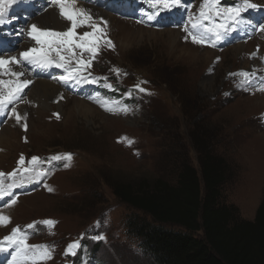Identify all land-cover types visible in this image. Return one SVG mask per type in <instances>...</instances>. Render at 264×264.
I'll list each match as a JSON object with an SVG mask.
<instances>
[{
  "label": "rangeland",
  "instance_id": "obj_1",
  "mask_svg": "<svg viewBox=\"0 0 264 264\" xmlns=\"http://www.w3.org/2000/svg\"><path fill=\"white\" fill-rule=\"evenodd\" d=\"M104 1L77 0L83 7L102 9L114 18L107 22V37L114 49L102 44L90 69L92 77H107L100 90L96 88L99 81L68 86L53 79L64 74L62 69L11 65L12 70L20 68L24 72L21 80L47 79L71 96V101L81 99L95 108L89 115L79 114L76 108L77 114L65 122L59 107L51 112V108L37 104L43 105V102L30 84L22 93L23 102L16 104L17 108L25 106L28 110L27 131L22 127L23 121L17 124L14 118L0 115V132L7 127L3 136L10 142L0 154V172L16 169L21 155L26 165L36 156L45 161L42 167L51 170L40 183L13 190L18 202L9 213L5 211L8 208H2L11 217V223L0 227V240L19 226L29 234V244L49 245L53 249L52 258L39 264H151L140 239L127 228L131 218L143 216L122 204L108 182L127 183L157 176L171 178L164 143L171 142L177 147L178 138L168 137L174 130L179 135V143L186 148V152L176 153L178 156L187 153L197 169L199 156L189 138L198 132L214 137L213 148L229 161L233 170V179L222 189L224 201L237 206L242 219L254 221L264 199V92L257 90L264 83V40L262 44L257 41L262 33L257 26L264 24V0H251L260 7L243 13L251 23L245 24L241 33L240 29L231 33L215 48L197 45L221 55L207 61L189 56L185 51L188 41L184 40L186 33L182 29L188 16L183 24L161 25L148 21L146 15L112 13L103 7ZM116 1H126L136 13L146 7L153 11L150 0ZM202 3L203 0H198L194 5L200 8ZM52 6L51 0H17L9 9L6 22L0 25V57L15 53L19 58L21 52L36 46L28 36L32 19ZM193 8L189 6L188 10ZM193 14H198L197 9ZM130 21L146 32L138 33L136 27L128 24ZM67 27L68 21L62 31ZM243 43H248L252 51L240 53L241 49L236 46ZM253 53H256L254 57ZM114 69H119L120 75ZM240 71L255 72L252 86H246L247 90L237 86L239 77L229 75ZM114 74L116 80L110 78ZM8 78L0 76V79ZM142 81L146 83L141 87L147 92L134 87ZM106 83L112 88L106 87ZM115 83L131 91L134 99L128 94L120 98L119 93H114L117 92ZM180 97L182 100L186 97L183 106L188 117ZM97 101H120L121 106L130 110L126 113L105 111ZM52 105L56 106L57 101ZM70 106L74 103L66 107L67 111L72 109ZM45 113H50V120L40 126L39 118ZM128 140L132 143L128 144ZM65 153L73 156L70 167L63 166L65 161L47 163L49 157ZM45 184L53 191H48ZM45 220L56 223L49 227L43 224ZM29 224L35 227L28 229ZM97 236L103 239H95ZM77 240L81 246L85 244L81 259V247L75 256L64 254L68 245ZM95 247L99 249L94 254L96 259L92 260ZM10 258L9 252L7 260L0 264H9Z\"/></svg>",
  "mask_w": 264,
  "mask_h": 264
},
{
  "label": "snow or ice",
  "instance_id": "obj_2",
  "mask_svg": "<svg viewBox=\"0 0 264 264\" xmlns=\"http://www.w3.org/2000/svg\"><path fill=\"white\" fill-rule=\"evenodd\" d=\"M17 0H0V25L6 22V15L11 6ZM51 3L58 7L62 19L69 22V27L65 31H54L41 29L37 25H30L28 36L35 41L36 46L27 49L16 56L7 59L0 57V76H8V79H0V115H6L8 118H14L17 124L27 131V114H21L16 107L18 101L23 102L22 93L32 81L21 80L24 72L12 70L11 65L31 66L40 69H49L52 67L62 69L63 75L53 77L61 83L72 86L85 83H97L100 79L107 80V77H92L90 69L93 61L98 57L102 44L114 49L113 42L107 37V21L102 17H95L91 10L79 7L77 0H51ZM150 6L153 11L147 14V20L151 21L161 16V13L171 12L173 9L181 6V0H150ZM260 6L251 0H242V2L233 7H220V0H203L198 14L189 11L188 22L184 24L183 31L186 33L184 40H191L196 45H207L215 48L217 44L225 40L231 33L239 30L240 26L250 24L243 13L250 9H258ZM143 23V21H137ZM85 29L83 31H78ZM258 31L264 33V24L257 26ZM87 55V58L85 56ZM256 53H253L254 57ZM219 59V58H217ZM119 75L120 70L114 69ZM230 76L239 77L238 87L245 88L252 86V80L255 72L240 71L229 73ZM90 77H92L90 79ZM142 81L134 87L140 92H147V89L141 87ZM112 88L111 84L105 85ZM264 92V83L257 88ZM151 95V93H148ZM131 95V92L128 93ZM91 98V97H89ZM101 103L105 111L109 112H128L127 106H121L120 101H97ZM57 119L59 115L57 114ZM127 139V138H124ZM128 144L132 141L128 140ZM73 156L71 153L57 154L48 158L47 163L54 161H65L64 167H70ZM45 163L40 157L33 156L29 161H25L23 155L17 162V168L10 173L0 172V227H6L11 223V217L4 214L2 208H11L17 202L18 198L14 194V189L22 188L26 184L40 183L47 177L50 169L42 167ZM9 181V182H6ZM48 191H53L51 187L45 184ZM5 197L10 199L5 200ZM55 221L45 220L43 224L54 227ZM99 226V222H97ZM35 224H29L28 229H33ZM83 238V237H81ZM103 239L102 236L94 237ZM29 234L20 229L19 226L12 229L9 235L0 240V252L11 250V261L9 264H39L52 258L53 249L49 245L29 244ZM81 247L80 241H74L69 244L65 250V255H76V250Z\"/></svg>",
  "mask_w": 264,
  "mask_h": 264
},
{
  "label": "trees",
  "instance_id": "obj_3",
  "mask_svg": "<svg viewBox=\"0 0 264 264\" xmlns=\"http://www.w3.org/2000/svg\"><path fill=\"white\" fill-rule=\"evenodd\" d=\"M185 98L180 97L184 114ZM175 132L168 137L178 138L177 147L164 143L171 178L108 182L122 204L143 216L128 221L130 233L140 239L151 264H264V199L254 221L242 219L239 208L224 201L222 189L233 170L213 148L214 137L198 132L189 138L199 156L197 169L187 153L178 156L186 148Z\"/></svg>",
  "mask_w": 264,
  "mask_h": 264
},
{
  "label": "bare ground",
  "instance_id": "obj_4",
  "mask_svg": "<svg viewBox=\"0 0 264 264\" xmlns=\"http://www.w3.org/2000/svg\"><path fill=\"white\" fill-rule=\"evenodd\" d=\"M123 2L124 1L116 2V4L117 3H123ZM77 4L79 7H83L80 5V3H77ZM83 8L91 10V12L94 14L95 17H97V18L102 17L107 22H112L114 20L113 15L105 13L102 9L100 10L98 8L87 7V6L83 7ZM132 23L133 22L130 21L128 24H131L132 26L136 27V29H138V33L146 32L144 28L138 27L137 25L132 24ZM31 24H35L41 29L52 28V29H57V30L62 31L65 29L66 21L61 18L58 7L54 5L49 9H44L43 12H41L40 14L35 16L32 19ZM259 38H260V40H259ZM140 39H144V37L141 36ZM262 40H264V33H261L259 35V37H257V41L260 44L263 43ZM253 42H254V40H253ZM185 46H186V49H185L186 53L189 56H192L198 60L202 59V60L207 61V60H211L212 58H216V57L221 56V55H218L219 53H216L215 51H211L208 49H203L201 46L199 47V46L189 42V40H188V43L185 44ZM229 48H231V47H229ZM236 48L241 49L240 53H242L243 51H244V53L246 51H252V49H250V45L248 43L239 44L236 46ZM12 56H16L15 53L6 54L2 57L7 59V58L12 57ZM16 70L21 71L20 68H18ZM30 81H32L31 85H32V88L34 90L35 95L37 96V98H39V100L41 102H43V105H41L39 103H37V104L40 107L43 106V107L51 108V112L57 111L56 108L59 107V109L61 110L60 116H61L62 120L65 122L71 120L73 118V116L77 114L75 111L76 108H77L79 114H84V115L92 114L93 110L95 109L92 105H89L88 103L84 102L81 99L80 100L79 99L73 100L74 102L71 101L72 100L71 96H69L60 86L50 82L47 79H32V78H30ZM54 101H57L56 106L52 105V102H54ZM71 103H74V106L73 107L70 106L69 108H72V109L70 111H67L66 107L69 106ZM17 110L21 114L26 113L28 115V110L25 106H19L17 108ZM39 120L40 121L38 122V124L40 126H44L46 124V122H48L50 120V113L43 114L39 118ZM5 131L7 133V131H8L7 127H4L0 132V154L7 150L8 146H9V145H7V143H10L8 141H5V137L3 136ZM1 159H2V155H0V160ZM2 204H3V202L0 201V205H2ZM11 208H13V207H11ZM11 208H8L6 210L4 209V210L9 213L11 211ZM7 255H8L7 251L0 252V262H3L4 260H6Z\"/></svg>",
  "mask_w": 264,
  "mask_h": 264
}]
</instances>
